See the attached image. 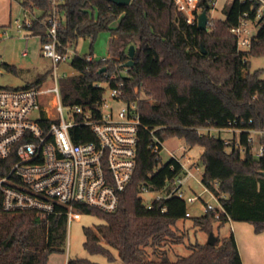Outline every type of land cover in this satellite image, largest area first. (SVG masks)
<instances>
[{"label":"trees","instance_id":"1","mask_svg":"<svg viewBox=\"0 0 264 264\" xmlns=\"http://www.w3.org/2000/svg\"><path fill=\"white\" fill-rule=\"evenodd\" d=\"M20 5L29 15L38 11L28 31L42 44L47 26L41 22L52 10L51 0H20ZM58 6L60 52L75 50L81 38L94 40L99 31H108L118 57L88 61L92 53L81 57L75 52L69 61L75 73L60 86L62 105L92 108L101 99L102 89L95 85L104 80L100 70L106 68L105 73L124 83L125 101L138 102L141 122L148 130L159 128L156 134L164 142L177 138L188 148L203 149L200 183L223 209L219 220L211 212L186 217L187 205L174 197L154 202L148 209L140 198L142 185L161 189L166 180L180 174L182 166L170 160L159 168V160L147 148L149 134L143 130L135 173L118 209L113 213L84 210L102 224L83 228V249L109 263L242 264L232 233L213 246L196 241L187 247L188 255L175 260L166 246L182 243L176 225L186 220L197 233H212L214 225L220 228L231 221L250 223L256 234L264 235V157L256 158L247 142L248 130H264V80L259 71L250 72V58L264 53V31H258L247 50H238L229 32L248 4L232 3L222 22L209 18L207 31L186 25L172 0H131L127 6L106 0H63ZM200 8L208 13L207 0H201ZM114 22L117 26L112 29ZM131 45L134 65L126 69ZM3 67L15 71L12 65ZM42 83V78L37 79L23 88ZM204 128L241 130L239 142L226 144L224 139L197 132ZM70 136L75 144L93 138L84 126L71 129ZM260 143L264 147V136ZM67 233L61 213L40 218L33 212L8 213L0 207V264H47L49 256L65 254ZM67 264L97 263L73 258Z\"/></svg>","mask_w":264,"mask_h":264},{"label":"built area","instance_id":"2","mask_svg":"<svg viewBox=\"0 0 264 264\" xmlns=\"http://www.w3.org/2000/svg\"><path fill=\"white\" fill-rule=\"evenodd\" d=\"M175 10L186 25L197 26L198 16L203 11L201 0H172ZM63 0H51L52 10L41 25L47 26L45 41L41 44L42 56L54 65L55 83L50 87L0 88V207L4 212H33L40 218L63 214L67 226L87 216L84 210L100 213H113L120 204L121 195L132 182L135 169L140 133L149 134L148 149L159 160L164 146L156 134L159 128L149 129L140 119L137 101H125L124 83L117 77L103 72L104 80L97 82L102 96L92 108L62 105L58 85V64L67 63L75 54L72 48L59 51L58 11ZM239 5L248 4L238 19V24L229 32L236 39L238 50H246L252 39L249 38V24L264 31V0H233ZM216 0H207L209 12L215 8ZM28 11L23 20H16L20 32L32 27ZM25 55V54H24ZM94 57H88L92 60ZM109 60L103 59L102 61ZM73 70V74H74ZM66 75L64 74L63 77ZM111 81L114 85H111ZM70 112L68 121L64 119L63 109ZM251 123V121H249ZM77 126L86 127L92 140L75 144L70 130ZM210 135V132L229 131L240 134L241 130L197 129V132ZM247 142L256 158L264 157V147L260 139L264 130H248ZM258 143L254 145V137ZM229 144V141H225ZM173 157V156H172ZM180 174L166 180L163 188L152 190L142 185V194H157L154 202L177 198L186 205L203 202V212H211L219 220L223 212L218 199L205 188L193 195L188 180L194 178V160L186 153L184 161L177 160ZM196 168H199L196 166ZM159 169H156L158 171ZM208 194L215 205L204 201L202 194ZM165 208H162L163 213ZM186 217H191L187 211ZM89 216V215H88ZM231 223V221H228Z\"/></svg>","mask_w":264,"mask_h":264},{"label":"rangeland","instance_id":"3","mask_svg":"<svg viewBox=\"0 0 264 264\" xmlns=\"http://www.w3.org/2000/svg\"><path fill=\"white\" fill-rule=\"evenodd\" d=\"M233 3V0H216L215 8L209 12V18L211 20L224 21L225 12L229 6ZM12 14L11 23L0 24V88H22L29 84L34 83L37 79H43V87H50L55 83L54 78V65L53 63L42 56L41 40L38 37L30 36L27 29H22L20 32L15 25L16 20H23L24 11L20 5V0H12ZM38 11H32L31 18L38 16ZM111 26L114 29L117 26V22H114ZM250 39L255 38L259 28L254 24H249ZM28 36V37H26ZM113 36L108 31H102L97 33L94 40L91 38H81L76 44L75 51L79 56H84L92 53L94 59L97 61L103 59H117L115 52V44L111 45ZM248 49V48H247ZM246 49V50H247ZM25 54V55H24ZM113 59V60H114ZM128 62V61H127ZM3 64L12 65L15 67L14 72L4 69ZM58 66V85H62L66 78L72 77L73 70L70 67V62L60 63ZM260 72V77L264 80V53L261 56L250 58V72ZM64 74L66 75L65 77ZM126 72L122 73L124 77ZM140 98H144L143 94L139 95ZM64 119L66 121L70 118V112L67 108L63 109ZM204 132L205 131H201ZM210 135L219 137L229 142H239V134L233 132H210ZM258 143V138L254 137V145ZM164 149L160 152L159 168L166 165L173 157L177 160L184 161V154L186 153L191 157L195 164L192 168V174L194 178L188 180L187 184L192 190L193 195H198L203 192V187L200 183L201 176L203 174V166L200 162V156L203 152L201 147L188 148L185 144L177 139H169L164 142ZM173 156V157H172ZM198 166L199 168H196ZM157 194H142L140 196L143 200V204H150ZM204 201L211 202L215 205L216 202L212 201L208 194H202ZM203 202L200 200L187 205V211L191 214L192 218L200 217L204 215ZM102 224L97 216L87 215L81 217L79 221H73L67 226V237L65 242V254H53L49 256L47 264H64L65 260L79 258L87 259L97 264H120L116 262L109 263L106 258L99 255H90L83 249L84 235L83 228H92ZM235 223H227L220 228L214 225L213 235L217 239H224L231 233V227L235 226ZM249 226L250 224L245 223ZM177 235L183 237L181 244L172 245L168 242L166 248H168L169 257L175 260L176 257L186 256L189 254L187 247L194 244L196 241L206 244L208 234L195 232L192 228V223L189 220L185 222H178L176 225ZM257 236V235H256ZM263 236V235H262ZM245 237L246 239L243 247L241 246V253H243V264H264V237ZM241 244V243H240ZM116 256V252L111 250Z\"/></svg>","mask_w":264,"mask_h":264},{"label":"crops","instance_id":"4","mask_svg":"<svg viewBox=\"0 0 264 264\" xmlns=\"http://www.w3.org/2000/svg\"><path fill=\"white\" fill-rule=\"evenodd\" d=\"M12 5H13L12 0H0V24L4 25L7 22L11 23L10 18H11L12 8H13ZM30 36H31V33H30ZM33 37H37V36H33ZM234 225H235L234 227L233 226L231 227V233L234 235L239 255H241L240 256L241 263L243 264L244 255H242L243 253H241V250H242L241 246L243 247V244L245 242L244 239H246L245 237H248V238L249 237H261L263 234H256L254 232V228L252 225L247 226L245 225V223H235ZM262 237H264V235ZM64 264H67V259L65 260Z\"/></svg>","mask_w":264,"mask_h":264},{"label":"water","instance_id":"5","mask_svg":"<svg viewBox=\"0 0 264 264\" xmlns=\"http://www.w3.org/2000/svg\"><path fill=\"white\" fill-rule=\"evenodd\" d=\"M116 6H127L129 5L131 0H106ZM207 23H208V17H207V11L203 10L199 16H198V22H197V28H199V30H204L207 31ZM134 52H135V48L134 45L129 46L128 51H127V58H128V62L124 65V68L126 69H130L133 67L134 63H133V56H134ZM106 71V68H102L100 70V73H103ZM207 241L206 244L209 246H213L216 241L217 238L213 235V233H209L208 234Z\"/></svg>","mask_w":264,"mask_h":264}]
</instances>
